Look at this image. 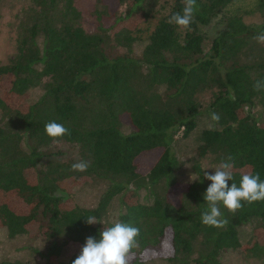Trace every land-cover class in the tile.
Masks as SVG:
<instances>
[{
    "label": "trees",
    "instance_id": "16d2710c",
    "mask_svg": "<svg viewBox=\"0 0 264 264\" xmlns=\"http://www.w3.org/2000/svg\"><path fill=\"white\" fill-rule=\"evenodd\" d=\"M107 1L124 4L123 17L132 26H117L120 16L103 23ZM234 1L196 0L193 21L183 29L168 22L182 12L183 0H98L102 8L88 32L74 0H30L16 25L15 51L0 64V88H6L0 94V227L8 237L38 223L46 243L43 264H72L80 251L56 259L67 243L83 246L89 236L99 239L100 231L117 221L139 229L129 264H219L226 249L264 256V244L241 243L238 235V227L249 223L247 239L264 236V201L242 202L235 213L220 204L227 223L204 225L203 193L211 182L197 164L194 179L175 200L169 196L178 187L180 167L174 138L178 132L188 136L202 118L209 126L197 132L195 156L209 154L219 163L233 157L229 184L239 186L249 173L264 181V120L250 111L264 105V89L253 87L264 81V55L242 57L245 47L259 49L254 37L263 27L229 15L207 49L198 32ZM159 3L161 11L144 41L139 26L149 24ZM138 40L144 43L135 55ZM33 87L41 93L25 102ZM205 89L212 91L202 107L196 95ZM214 112L219 122L211 119ZM50 121L63 124L70 135L50 138L44 130ZM58 142L73 146L75 155L60 160V153L50 150ZM146 153L155 156L142 173L137 158ZM81 160L88 169L71 170ZM86 176L106 182L96 203L67 205L63 183ZM89 216L98 223L86 224ZM164 240L168 251L162 254ZM0 264L27 263L0 259Z\"/></svg>",
    "mask_w": 264,
    "mask_h": 264
},
{
    "label": "rangeland",
    "instance_id": "374dc122",
    "mask_svg": "<svg viewBox=\"0 0 264 264\" xmlns=\"http://www.w3.org/2000/svg\"><path fill=\"white\" fill-rule=\"evenodd\" d=\"M161 2V1H160ZM106 3V10L109 13L108 16H101L103 23L109 24L113 20L120 16L117 26L130 27L132 21L123 17L124 4L112 5L108 1ZM30 4V0H0V64L7 62L8 58L15 51V34L16 25L19 19L22 17L24 10ZM74 4L79 11L80 19L79 23L88 32L93 31L96 25V11L102 8V5L98 3V0H74ZM159 4L155 5V12L153 19L149 24H142L139 26L140 31L137 33L140 38L146 39L148 32L152 29L156 18L161 11ZM237 15L241 17L242 21L248 25L262 26L264 32V0H235L232 4L224 9L223 14H219L212 18L207 25H200L198 32L202 35V45L204 49H207L210 45L211 39L214 35L220 32L224 28V18L229 15ZM136 21V17H133ZM144 41L138 40L132 47L133 53L138 55ZM254 49L244 48V54L242 57L246 59H252L257 53L262 52L264 55V44L255 42ZM250 48V46H249ZM120 50V49H119ZM260 51V52H259ZM5 86L0 88V94L5 92ZM210 89H205L196 95L197 101L205 107L211 97ZM41 93L39 87L30 88L23 100L28 103H32ZM22 99V98H21ZM11 102H14L11 99ZM250 111L257 117L259 121L264 120V105L255 104L251 107ZM209 126L206 119L199 120L196 128L190 132L186 137H181L178 132L172 143L173 151L180 162V167L177 171L178 187L175 191H172L169 196L172 200H175L180 190L184 189L186 184L194 179L195 174L192 166L197 164L203 172L212 173L214 169L220 164L216 162L212 155H205L204 157L195 156V146L197 144V132L201 127ZM124 131H129L127 126L124 127ZM51 151H58L60 160L66 161L70 157L75 155L76 149L66 143L58 142L54 143L50 147ZM153 153H146L140 155L137 158V170L145 172L154 159ZM106 182L103 180L92 179L88 176L82 178L79 181L73 183L68 180L63 183V190L66 192L67 197L65 203L67 205L76 204L82 207L93 206L100 193L104 190ZM140 199L145 197V194H139ZM12 203H16L12 200ZM115 206V204H114ZM112 216L109 213L107 217L110 219ZM106 220V219H105ZM251 224L246 223L238 227V235L241 243L252 245L253 243L264 244L263 234H258L252 238H248L250 233ZM44 236L38 229V223H31L27 226V230L24 234L16 235L12 238L6 235L4 227H0V259L1 260H19L24 261L27 264H43L42 252L45 248ZM82 245L77 243H67L62 251L59 253L56 259L65 261L71 254L81 251ZM168 251V243L164 240L162 248L159 253L165 254ZM154 253V252H151ZM158 253V252H157ZM219 264H264V256L253 257L246 254L241 249H226L219 254Z\"/></svg>",
    "mask_w": 264,
    "mask_h": 264
},
{
    "label": "clouds",
    "instance_id": "9594fccd",
    "mask_svg": "<svg viewBox=\"0 0 264 264\" xmlns=\"http://www.w3.org/2000/svg\"><path fill=\"white\" fill-rule=\"evenodd\" d=\"M182 12L174 13L169 18L170 24L188 29L197 10L196 0H183ZM257 42L264 44V33L254 37ZM255 90L264 89V81H257L253 85ZM211 119L219 122L218 113H212ZM45 133L52 139L57 140L70 131L63 124L50 121L44 126ZM87 161L73 163L71 170L84 172L88 169ZM233 157L228 156L226 160L214 169V172L204 173L205 179L211 183L203 193V199L207 203V209L202 212L201 222L206 226L220 227L227 223L221 219L219 205L222 204L229 212L235 213L243 207L242 202L252 204L264 201V181L259 173L243 174L239 186L233 181ZM86 224L98 223L94 216L85 219ZM139 229L131 224L117 221L112 226L103 228L99 233V239L93 236L86 238L80 254L72 264H129L131 250L137 246Z\"/></svg>",
    "mask_w": 264,
    "mask_h": 264
}]
</instances>
